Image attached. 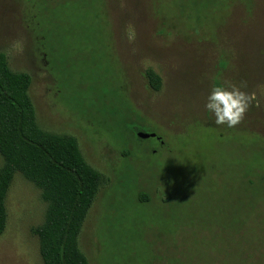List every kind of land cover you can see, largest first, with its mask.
Instances as JSON below:
<instances>
[{"label": "rangeland", "instance_id": "rangeland-1", "mask_svg": "<svg viewBox=\"0 0 264 264\" xmlns=\"http://www.w3.org/2000/svg\"><path fill=\"white\" fill-rule=\"evenodd\" d=\"M0 54L99 174L88 264H264V0H0ZM225 82L254 95L231 128L203 107ZM4 204L0 264H42L39 190Z\"/></svg>", "mask_w": 264, "mask_h": 264}, {"label": "trees", "instance_id": "trees-1", "mask_svg": "<svg viewBox=\"0 0 264 264\" xmlns=\"http://www.w3.org/2000/svg\"><path fill=\"white\" fill-rule=\"evenodd\" d=\"M147 78L158 89V78L152 73ZM30 85L29 75L9 69L0 54V234L5 198L17 173L39 190L45 205L43 222L34 230L42 264H88L76 239L99 191V174L85 163L72 136L37 126ZM137 134V141L145 140Z\"/></svg>", "mask_w": 264, "mask_h": 264}, {"label": "clouds", "instance_id": "clouds-1", "mask_svg": "<svg viewBox=\"0 0 264 264\" xmlns=\"http://www.w3.org/2000/svg\"><path fill=\"white\" fill-rule=\"evenodd\" d=\"M129 40L133 38V33L129 29ZM244 83H213L205 97L204 109L214 117L216 125L233 127L238 124L248 110L250 103L254 101V95L246 93L242 89Z\"/></svg>", "mask_w": 264, "mask_h": 264}, {"label": "water", "instance_id": "water-1", "mask_svg": "<svg viewBox=\"0 0 264 264\" xmlns=\"http://www.w3.org/2000/svg\"><path fill=\"white\" fill-rule=\"evenodd\" d=\"M137 137L140 139H148V138H154V134H144V133H138Z\"/></svg>", "mask_w": 264, "mask_h": 264}]
</instances>
